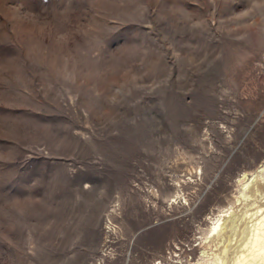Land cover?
I'll list each match as a JSON object with an SVG mask.
<instances>
[{
	"label": "rangeland",
	"instance_id": "obj_1",
	"mask_svg": "<svg viewBox=\"0 0 264 264\" xmlns=\"http://www.w3.org/2000/svg\"><path fill=\"white\" fill-rule=\"evenodd\" d=\"M264 163V0H0V264H196Z\"/></svg>",
	"mask_w": 264,
	"mask_h": 264
},
{
	"label": "bare ground",
	"instance_id": "obj_2",
	"mask_svg": "<svg viewBox=\"0 0 264 264\" xmlns=\"http://www.w3.org/2000/svg\"><path fill=\"white\" fill-rule=\"evenodd\" d=\"M238 193L216 217L196 264H264V163L239 179Z\"/></svg>",
	"mask_w": 264,
	"mask_h": 264
}]
</instances>
